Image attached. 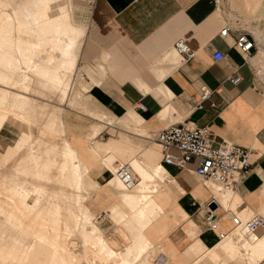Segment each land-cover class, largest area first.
Listing matches in <instances>:
<instances>
[{
	"label": "crops",
	"instance_id": "0c3cea01",
	"mask_svg": "<svg viewBox=\"0 0 264 264\" xmlns=\"http://www.w3.org/2000/svg\"><path fill=\"white\" fill-rule=\"evenodd\" d=\"M95 1L88 23L75 20L73 1L68 16L85 32L78 69L88 79L86 93L90 91L91 102L86 95L81 106L85 104L88 111L101 116L103 130L86 123L92 118L83 113L80 120L84 122L68 125L77 128L73 134L78 138L96 130L103 134L107 128L120 134L92 146L89 172L102 189L86 200L91 215L110 213L114 226L120 213L127 216L125 201L104 188L112 171L115 175L119 159L122 164L140 160L169 175L164 193L171 198L163 199L170 203L160 217L138 232L145 246L137 264H195L210 252L214 254L199 264H253L252 256L258 264L264 259V248L256 256L253 250L258 246L248 252L249 257L245 251L232 258L216 234L207 229V212L218 205L216 189L193 174L196 163L189 170L166 165L152 134L173 123H195L209 127L217 140L250 149L252 170L234 192L236 208L232 211L243 218L264 215V0ZM3 4L0 0L1 9ZM57 7V13L65 12ZM31 23L35 24L34 19ZM226 26L231 32L221 37ZM242 31L254 42L250 54L234 46ZM180 39L195 52L193 58L186 60L176 52ZM53 41L62 46L60 40ZM216 51L225 59L214 61ZM80 60L95 66H81ZM235 76L241 77L237 85L230 80ZM202 86L210 89L211 96L197 110L194 106ZM140 103L146 110H136ZM64 108L60 109L61 122ZM212 210L220 228L230 232V209L218 205ZM154 252L156 256H152Z\"/></svg>",
	"mask_w": 264,
	"mask_h": 264
},
{
	"label": "rangeland",
	"instance_id": "374dc122",
	"mask_svg": "<svg viewBox=\"0 0 264 264\" xmlns=\"http://www.w3.org/2000/svg\"><path fill=\"white\" fill-rule=\"evenodd\" d=\"M2 1L0 264H137L145 246L138 232L145 228L142 221L150 212L135 202L125 201L127 216L120 213L115 220L117 226L110 220V213H101L106 215L100 219L96 217L99 214L91 215L86 200L102 189L94 182L93 172H89L92 153L88 145L99 138L98 131L78 138L73 134L77 128L68 125L84 122L80 120L83 113L92 118L86 123L103 130L101 116L88 111L85 104L81 106L86 95L91 102L90 91L86 93L88 79L78 69L85 32L68 16L73 1L75 20L88 23L96 1ZM57 6L65 12L57 13ZM33 19L35 24L31 23ZM53 38L60 40L62 46ZM85 64L95 66L94 62L80 60L81 66ZM62 107L63 124L60 118L53 120ZM119 134V130L107 128L99 139L106 141ZM120 164L119 159L116 167ZM113 174L114 171L112 177ZM104 189L122 199L123 191L129 190L111 182ZM214 195L224 208H236V204H229L231 193L216 191ZM214 207L218 205L211 209ZM94 224L100 228V234L93 231ZM134 237H141L143 246ZM254 238L261 240L264 235L238 237L229 244L240 253L246 251L249 257L253 248L248 239ZM261 245L253 250L254 256L261 252L264 241ZM251 260L255 264L253 256Z\"/></svg>",
	"mask_w": 264,
	"mask_h": 264
},
{
	"label": "built area",
	"instance_id": "2783aa9c",
	"mask_svg": "<svg viewBox=\"0 0 264 264\" xmlns=\"http://www.w3.org/2000/svg\"><path fill=\"white\" fill-rule=\"evenodd\" d=\"M230 32L231 28L226 26L220 32V36L226 37ZM234 46L250 54L254 42L249 39L246 32L242 31L238 33ZM175 50L186 60L195 56V52L182 39L176 42ZM225 57L221 51H216L213 55L216 62L224 60ZM230 80L237 85L241 77L235 76ZM210 96V89L202 86L200 100L194 108L203 109ZM136 110H146L145 104L136 105ZM152 137L159 145L166 165L179 170H189L191 164L196 163V167L192 170L193 174L204 181L216 184L224 192H235L252 170L251 150L225 139L217 140L209 127H202L195 123H173L153 133ZM116 175L125 188H132L137 182L131 166L127 164L118 165ZM215 212L212 209L208 210L205 224L209 231L216 234L219 242L229 238L237 240L241 237L239 234L251 237L258 235L260 231L264 232V215L262 214L253 213L244 219L239 213L230 210L233 228L230 232H225L220 228ZM105 215L99 214L96 217L100 219ZM259 264H264V260Z\"/></svg>",
	"mask_w": 264,
	"mask_h": 264
},
{
	"label": "bare ground",
	"instance_id": "6f19581e",
	"mask_svg": "<svg viewBox=\"0 0 264 264\" xmlns=\"http://www.w3.org/2000/svg\"><path fill=\"white\" fill-rule=\"evenodd\" d=\"M59 116H60V112H59V114L54 116L53 120L57 119V118L59 119L60 118ZM98 137L99 138L102 137V134H99ZM96 138H94L93 141H90L89 145H88L89 147H91L90 150H91L92 154L94 152V149L92 146L95 145L97 142L102 141L99 138L98 139H96ZM148 164H146L145 162L140 161V160H135L133 162V164H127V165L131 166V168H132V170L136 176V179L138 176L139 180L137 179V182L134 185V187L126 188L129 190L123 191V200L124 201L135 202L136 206H138L139 208L149 210L150 213L146 217H144V220L142 219L143 220L142 222L146 223L145 227L148 225H151L155 220H157L160 217V215L162 214V212L167 208V206H169L170 201L163 200V199L164 198H166V199L171 198L168 193H164L166 188H167L166 185L168 183V176L169 175L167 176V173H165V171L162 168H159V167L153 168ZM123 165H125V164H123ZM199 179L202 180L201 178H199ZM108 182H111V183L115 184L116 186H118L119 184L122 185V183L120 182V180L118 179V177L116 175V171H115V175H113V177H111ZM206 183H211V182L207 181ZM213 184H211L210 186H212L214 189H216L217 192L225 193V194L231 193L232 196L230 198L231 200H230L229 204L230 205L236 204V197H235L234 192L220 191L219 188L215 187L216 184L215 185H213ZM157 196L160 197L161 199H158ZM214 196L216 199V203L222 207V205L219 203V201L217 199V195H214ZM228 200H229V198H228ZM130 215H132V214H130ZM122 222L125 223V220H123ZM93 231H96L98 234H100L99 233L100 229L97 227V224L93 225ZM133 236H136V235H133ZM239 236H241L240 239L244 238V236H242L241 234H239ZM231 239H233V238H229V239L224 240V241L219 242V243H224L227 241L226 242L227 245L226 246L223 245L225 250H227L231 254L232 258H236L239 255H241V253L238 250H236V247L229 244ZM135 240H137V243H139V245L143 246V243H142L143 240L141 239V237H137V238H135ZM233 240H235V239H233ZM248 241L251 242L250 247L255 248L259 244H260V246H262L261 244L264 241V239L260 240V239L254 238L253 240L248 239ZM258 248H259V246H258ZM130 253H131V250L129 251V254ZM210 254H214V252H210L209 254L202 256V258H200L195 264H199V262H201L204 258L209 256ZM263 260L264 259L260 260L258 262V264L260 262H262Z\"/></svg>",
	"mask_w": 264,
	"mask_h": 264
},
{
	"label": "water",
	"instance_id": "95a60500",
	"mask_svg": "<svg viewBox=\"0 0 264 264\" xmlns=\"http://www.w3.org/2000/svg\"><path fill=\"white\" fill-rule=\"evenodd\" d=\"M215 208V207H214Z\"/></svg>",
	"mask_w": 264,
	"mask_h": 264
}]
</instances>
